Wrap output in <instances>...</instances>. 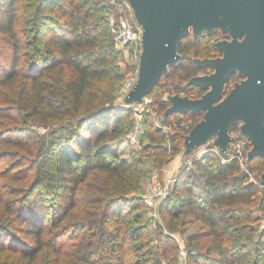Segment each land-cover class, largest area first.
Instances as JSON below:
<instances>
[{"label":"trees","instance_id":"16d2710c","mask_svg":"<svg viewBox=\"0 0 264 264\" xmlns=\"http://www.w3.org/2000/svg\"><path fill=\"white\" fill-rule=\"evenodd\" d=\"M101 8L90 0H0V42L10 50L9 62L0 64V90H6L0 96V147L18 149L7 171L20 183L11 190L0 189V215L8 221L0 223V252L16 254L15 264H35L40 253L49 257L46 264L151 260V251L143 249L149 241H138L145 227L136 223L143 209L142 198L135 194L141 161H128L109 149L127 134L125 109L105 105L111 97L93 88L110 82L114 74L111 35ZM208 35L184 38L178 47L181 60L161 80L174 77L187 85L192 77L206 73L210 67H199L195 60L215 59L211 54L220 53ZM22 65L25 77H20ZM187 86L194 90L192 99L205 92ZM169 105L161 100L158 109L162 124L173 132L146 124L141 135L147 143L140 151L151 153L158 172L202 119V113L165 116ZM43 120L45 125H58L38 135L30 126ZM182 120L191 122L190 127ZM85 126L87 143L78 139ZM75 139L79 152L70 154L63 144ZM255 158L260 157L248 162V170L262 172L264 165H252ZM192 165L199 183L182 172L158 207L170 233L179 224L200 223L199 231L185 238L188 264H264V230L253 237L259 219L253 218L252 205L259 199V186L236 159L228 156L223 161L211 149ZM96 174L103 176V184L91 187L92 197L83 203L79 194ZM257 206H264V195ZM68 237L77 244L66 246ZM202 239L208 243L195 248ZM157 249L167 257L177 246L170 234L160 233ZM150 262L159 264L157 259Z\"/></svg>","mask_w":264,"mask_h":264},{"label":"water","instance_id":"95a60500","mask_svg":"<svg viewBox=\"0 0 264 264\" xmlns=\"http://www.w3.org/2000/svg\"><path fill=\"white\" fill-rule=\"evenodd\" d=\"M126 1L142 32L137 79L124 103L140 104L168 68L181 60L178 47L183 39L189 34H212L224 18L231 24L229 34L233 40L215 43L221 57L195 60L197 66L210 67L213 73L192 77L187 83L205 92L197 99L169 96L170 105L164 115L202 113V119L184 137V154L213 139L218 151L227 156L233 140L229 132L243 122L238 135L251 143L246 160L260 157L264 161V0ZM235 72L244 79L224 95V86ZM260 183L264 185V170Z\"/></svg>","mask_w":264,"mask_h":264},{"label":"rangeland","instance_id":"374dc122","mask_svg":"<svg viewBox=\"0 0 264 264\" xmlns=\"http://www.w3.org/2000/svg\"><path fill=\"white\" fill-rule=\"evenodd\" d=\"M92 3L97 2L99 3V6L102 7L100 10V15H102L105 19V26L108 28L110 33V40H111V55L114 59V62L112 64L113 66V79L108 83H101V84H95L94 85V91L98 93L105 94L106 96L111 97V100L106 102L105 105L112 104L114 107H119L122 109H125V115H126V130L127 134L124 137L123 140H121L120 144L117 146L111 145L110 151H116L118 154L122 156V158L127 159L128 161H132V159H139L141 162L138 166L139 168V189L135 192L137 196L142 198L143 200V209H142V216L139 218V220L136 222L138 224H142L143 227H145V231L143 234L140 235V238L138 241H149L148 246L146 248H143L144 251L147 249L151 251L149 253L150 255V261H153L155 259L159 260V264H178V257H177V249L171 250L167 257H162L160 255V252L157 249V238L160 233L164 234H170L171 237H173L174 241L177 238H183L186 242L185 238L194 233L199 231L200 226L198 225H188V226H182L181 224L177 225V230L175 232H168L166 229V226L162 220V217L160 213L158 212V207L160 205L158 199H154L149 202V198L153 195L154 191L157 189V187H167L169 195L172 192L173 186L175 183L179 180L181 173L188 172L190 176L191 182L194 184H198L199 179V172L193 167L192 163L200 158L203 154L207 153V149L214 150L217 154H219L223 161L226 157L232 156L234 151V143L236 135H238L239 132V126L242 125L243 122L237 123L235 126H233L229 132L230 137H232V141L230 142V146L228 147L226 151L227 156H223L216 146H214L213 139L208 140L207 145H204L202 147L197 148L193 152L189 154H184L183 149V143L180 148L179 152H176L174 154H171L170 159L168 163L163 167L161 172H158L154 165L153 157L151 156V153L140 151L141 148L147 143L142 135V131L144 129V126L146 124L152 125L154 128H160L164 133L171 134L173 132L172 127H167L162 124V118L163 114L158 109V103L161 100L167 101V98L169 96L173 95H180L182 97H188L191 98L195 96L193 93L194 90L188 89V86L183 83L179 82L174 77H167L161 80V82L157 85V87L154 89V91L149 94L148 96L143 98V101L140 104H125L124 103V97L126 96V93L124 91L126 85L133 80L135 81V76L137 74L138 69V61H139V50L141 51V45L134 46L130 44H123L120 41L116 39V35L113 32V29L117 25H119V18L120 16L118 13L112 14L113 9L107 5V3L104 0H90ZM124 3V14L120 20H125L128 23L132 24L136 29L142 32L141 25L138 24L134 10L131 8L129 3L126 0H121ZM105 6H102L104 5ZM230 23L226 22L224 18H222V26L217 28L211 35L207 36V39L210 43L214 44L221 40H226L227 42H230L233 40V38L229 34V28ZM190 31H192V28H188ZM206 34V33H204ZM241 38H237V40H240ZM215 58H219L222 55L216 52H213L211 54ZM10 58V50L5 45L1 44L0 42V64H7L9 62ZM27 63V60H26ZM25 63V64H26ZM22 73L20 77H25V67L22 65ZM213 73V69L210 68L206 71V73H200L199 75H209ZM244 79V76H240L238 72H235L232 76L229 82L224 86L223 94L225 95L228 93V91L234 86L235 83H240ZM180 86L182 88H180ZM180 88L182 92H178L177 88ZM184 88V89H183ZM6 90H0V96H5ZM111 102V103H110ZM168 102V101H167ZM182 117V116H180ZM200 118V115H199ZM29 119V118H28ZM184 127H190L191 122H187L186 120H182ZM51 122L48 125H45V121H37V123H32L31 128L38 134H47V131L49 127L52 126V128L57 127V125H52ZM55 124V123H54ZM87 127L81 129V133L79 136V140L87 143L89 141V136L87 133ZM73 140L70 142H65L64 148L66 151H68L70 154L78 153L79 152V145L77 144V141ZM248 140V139H247ZM166 145L168 147L171 146L169 142H166ZM108 148V147H107ZM251 149V143L248 140V144L246 146L247 152ZM19 153L18 149L14 148H5L0 147V171L3 170V174L0 175V189H3V191L11 190L17 187L20 183L17 181H13L9 178V175L11 172H8L11 169V166L15 163L13 162L14 159L11 157V155ZM247 156V154H246ZM16 159V158H15ZM250 161V160H249ZM245 158V162L240 165L241 170L244 173H248L250 181H254L259 186V199L264 195V185L260 183V176L261 173L258 170H248V162ZM252 165L261 167L264 165V162L260 158H255L254 162L252 161ZM49 170V168H46ZM8 170V171H7ZM189 170V171H187ZM21 174V173H19ZM103 176L96 174L92 175L88 181V185H84V188L82 189V192L79 194L81 198L80 201L83 203H87L90 201L92 197V189L91 187L101 185L103 184ZM179 193V191H178ZM177 193V194H178ZM134 194V193H133ZM132 194V195H133ZM167 197V196H166ZM259 199L252 205L253 213L252 216L254 219L258 218L259 221H257L254 225L257 229L256 233L254 234V238L259 235V233L264 230V206H262V209L257 206L259 204ZM0 223H4L5 225H8V221L6 218H2L0 215ZM5 221V222H4ZM13 225H15L13 223ZM46 225V224H45ZM47 227V225H46ZM8 228V227H7ZM11 233H14V231ZM18 234V233H17ZM72 239V240H71ZM71 240V242H70ZM64 241H69V243L66 246L77 244V239L74 238H65ZM208 243L207 239H202L199 242L195 243V248H202ZM185 249L187 250L186 243ZM250 248H253L252 244H249ZM192 248V246H191ZM252 250V249H251ZM17 259L16 254H10L8 251H1L0 252V264H15ZM47 260H49V257L45 253H40L38 255L37 261L35 264H46ZM147 260V264L149 262ZM151 263V262H150Z\"/></svg>","mask_w":264,"mask_h":264},{"label":"built area","instance_id":"2783aa9c","mask_svg":"<svg viewBox=\"0 0 264 264\" xmlns=\"http://www.w3.org/2000/svg\"><path fill=\"white\" fill-rule=\"evenodd\" d=\"M108 6H110L113 11L112 14L118 13L120 16L119 18V25L113 29V32L116 35V39L120 41L123 44H130L134 46L140 45V37L141 33L138 29H136L132 24L128 23L125 20H120L124 14L123 8L124 3L121 0H104ZM140 53V50L138 54ZM137 74L135 76V81L128 83L124 89L125 93L127 94L130 89L133 87L134 83L136 82ZM248 144V140L245 137H241L239 135H236L235 143H234V151L231 158L236 159L240 165H242L245 162L247 150L246 146ZM168 189L167 187H157V189L154 191L151 198H149V201H145L146 203H151L152 200L158 199L159 203L161 204L167 196ZM175 243L177 246V257H178V264H188V252L185 249V241L183 238H177L175 239Z\"/></svg>","mask_w":264,"mask_h":264},{"label":"crops","instance_id":"0c3cea01","mask_svg":"<svg viewBox=\"0 0 264 264\" xmlns=\"http://www.w3.org/2000/svg\"><path fill=\"white\" fill-rule=\"evenodd\" d=\"M119 144H120V143H117V144H115V146H116V145L118 146ZM208 149H209V148H208ZM208 149H207V150H208ZM195 150H196V149H195ZM114 151H115V150H114ZM193 151H194V150H193ZM193 151H192V152H193ZM115 152H116V151H115ZM192 225H198V226H200V223H199V222H195V223H193ZM190 226H191V225H190Z\"/></svg>","mask_w":264,"mask_h":264}]
</instances>
